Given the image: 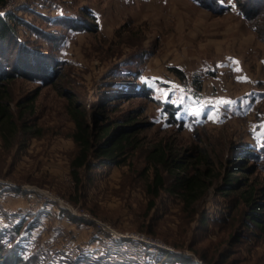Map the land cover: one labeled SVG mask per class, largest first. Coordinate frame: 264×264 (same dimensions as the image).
<instances>
[{
	"label": "rangeland",
	"instance_id": "obj_1",
	"mask_svg": "<svg viewBox=\"0 0 264 264\" xmlns=\"http://www.w3.org/2000/svg\"><path fill=\"white\" fill-rule=\"evenodd\" d=\"M201 3L0 7L22 22L0 43V104L14 126L0 129V264H264V229L245 226L242 195L264 204V0ZM69 110L93 133L131 132L123 162L90 156L76 183ZM162 147L201 178L189 207L146 193L154 169L172 183L148 159ZM227 175L244 185L220 197Z\"/></svg>",
	"mask_w": 264,
	"mask_h": 264
},
{
	"label": "trees",
	"instance_id": "obj_2",
	"mask_svg": "<svg viewBox=\"0 0 264 264\" xmlns=\"http://www.w3.org/2000/svg\"><path fill=\"white\" fill-rule=\"evenodd\" d=\"M194 3L201 5L203 0H191ZM221 0H209V4L214 6L219 5ZM224 1V0H222ZM6 0H0V7L5 4ZM228 8V5L222 7H215V10H223ZM246 10V9H245ZM245 16V15H243ZM22 23L17 19L14 14L7 13L0 15V43L6 41L8 36L15 38V27L17 24ZM7 65L6 67H10ZM17 73V69H15ZM172 72L178 77H182L180 70L172 68ZM5 74L10 75L9 72ZM12 72V74H15ZM20 74V72L18 73ZM23 75V74H20ZM4 104H0V129L1 132L9 131L13 129V122L6 112ZM70 117L74 123V132L72 133V139L78 147L76 155L70 162V174L76 183H79L78 171L82 167H87L90 156L99 158L105 163L119 165L123 162L120 158L126 146L131 143L132 133L125 130H118L115 133H110L112 126L98 123L95 125L94 133L92 127L86 123L85 116L80 111L69 110ZM103 116V115H100ZM132 118L126 122L129 123ZM117 126V125H113ZM154 166L159 165L161 168L170 172L173 177L172 183L168 186L164 185V179L159 174L158 170L154 169L152 179L149 184L146 185V193L154 200L159 196L161 190H165L169 193H174L178 196L180 201L189 207L193 201H195L200 195L202 190V182L200 176L194 172L188 176L182 175L181 172L186 169L185 162L182 160L170 159L166 155V150L162 148H154L151 154L148 155ZM236 172V171H234ZM244 185L243 182H238L233 176L227 175L223 181V186L219 190L220 197H228L232 192L237 191ZM243 199L250 207V211L245 217V226L247 228L257 227L264 229V204L259 206L260 203L253 200V190H244L242 192ZM151 199L148 201L146 210L149 211L154 207V202ZM2 245H0V252L2 251ZM182 264H185V259H179Z\"/></svg>",
	"mask_w": 264,
	"mask_h": 264
},
{
	"label": "snow or ice",
	"instance_id": "obj_3",
	"mask_svg": "<svg viewBox=\"0 0 264 264\" xmlns=\"http://www.w3.org/2000/svg\"><path fill=\"white\" fill-rule=\"evenodd\" d=\"M236 71H239V69L237 68V69H235ZM241 79H244V78H241ZM224 103H231V102H224ZM218 108H219V105H217L216 106V109H217V111H218ZM209 119H213V121L215 122V115H210L209 116Z\"/></svg>",
	"mask_w": 264,
	"mask_h": 264
},
{
	"label": "built area",
	"instance_id": "obj_4",
	"mask_svg": "<svg viewBox=\"0 0 264 264\" xmlns=\"http://www.w3.org/2000/svg\"><path fill=\"white\" fill-rule=\"evenodd\" d=\"M3 12H6V11H3Z\"/></svg>",
	"mask_w": 264,
	"mask_h": 264
}]
</instances>
